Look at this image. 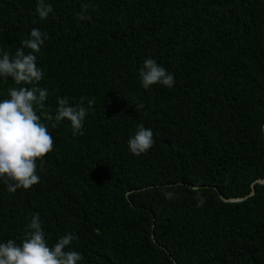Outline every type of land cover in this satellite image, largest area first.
<instances>
[{"label":"trees","instance_id":"16d2710c","mask_svg":"<svg viewBox=\"0 0 264 264\" xmlns=\"http://www.w3.org/2000/svg\"><path fill=\"white\" fill-rule=\"evenodd\" d=\"M48 2L41 19L37 0H0L4 52L14 56L32 28L48 34L35 53L48 90L37 114L55 140L38 184L0 182V242L20 244L38 212L50 245L75 234L78 264H264V184L241 201L221 197L247 196L264 178V0ZM147 58L173 87L142 86ZM10 87L0 77V100ZM63 96L95 98L83 135L47 121ZM140 124L155 143L135 156Z\"/></svg>","mask_w":264,"mask_h":264},{"label":"clouds","instance_id":"9594fccd","mask_svg":"<svg viewBox=\"0 0 264 264\" xmlns=\"http://www.w3.org/2000/svg\"><path fill=\"white\" fill-rule=\"evenodd\" d=\"M89 4L81 6L79 18L89 19L86 15ZM35 11L41 19H47L53 12L48 0H37ZM48 34L38 28H32L29 38L22 41L15 55L0 49V77H11L19 87L8 89L9 98L0 100V182L7 186L9 192L19 188L29 189L40 182L37 174V161L42 169L44 158L55 148V140L48 130V125L42 121L37 109H43L48 90L37 87L43 79V69L37 65V56L41 47L48 39ZM25 49L29 51L25 52ZM139 77L145 89L154 84L173 87L174 75L159 65L155 59L147 58L139 70ZM24 85H32L26 87ZM81 97L80 102L73 104L67 96L57 97V109L54 115L45 113L47 121L55 128L61 121H70L72 134L83 135L85 117L95 105V98ZM138 105L137 107H142ZM154 134L143 124L138 125L135 134L128 140L131 154L139 156L148 152L154 146ZM197 193V207H202L205 198ZM166 199H175L176 193L164 192ZM27 232L23 241L18 244L9 239L0 242V264H78L83 260L80 252L72 250L71 245L77 239L75 234L60 236L50 245L45 236L40 214L31 217L26 226Z\"/></svg>","mask_w":264,"mask_h":264},{"label":"water","instance_id":"95a60500","mask_svg":"<svg viewBox=\"0 0 264 264\" xmlns=\"http://www.w3.org/2000/svg\"><path fill=\"white\" fill-rule=\"evenodd\" d=\"M263 133H264V124H263ZM256 183L264 184V178H259V179L255 180V181L251 184V191H250V193H249L247 196L236 197V198H225V197H223V196H221V197H222V199H223L224 201H228V202H236V201L244 200V199H246L247 197L252 196V195L254 194V192H255V184H256ZM195 188H198V187H195ZM174 263L177 264L175 261H174Z\"/></svg>","mask_w":264,"mask_h":264}]
</instances>
